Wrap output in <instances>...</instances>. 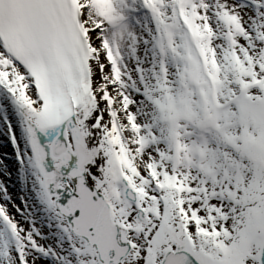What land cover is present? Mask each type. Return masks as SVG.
Masks as SVG:
<instances>
[{
    "label": "snow or ice",
    "instance_id": "1",
    "mask_svg": "<svg viewBox=\"0 0 264 264\" xmlns=\"http://www.w3.org/2000/svg\"><path fill=\"white\" fill-rule=\"evenodd\" d=\"M0 264H264V0H0Z\"/></svg>",
    "mask_w": 264,
    "mask_h": 264
}]
</instances>
